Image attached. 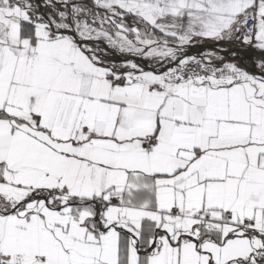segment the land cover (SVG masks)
<instances>
[{"label": "snow or ice", "instance_id": "6c2138e0", "mask_svg": "<svg viewBox=\"0 0 264 264\" xmlns=\"http://www.w3.org/2000/svg\"><path fill=\"white\" fill-rule=\"evenodd\" d=\"M0 264H264V0H0Z\"/></svg>", "mask_w": 264, "mask_h": 264}, {"label": "water", "instance_id": "95a60500", "mask_svg": "<svg viewBox=\"0 0 264 264\" xmlns=\"http://www.w3.org/2000/svg\"><path fill=\"white\" fill-rule=\"evenodd\" d=\"M241 55H243V54L241 53Z\"/></svg>", "mask_w": 264, "mask_h": 264}, {"label": "crops", "instance_id": "0c3cea01", "mask_svg": "<svg viewBox=\"0 0 264 264\" xmlns=\"http://www.w3.org/2000/svg\"><path fill=\"white\" fill-rule=\"evenodd\" d=\"M243 56V55H242Z\"/></svg>", "mask_w": 264, "mask_h": 264}]
</instances>
